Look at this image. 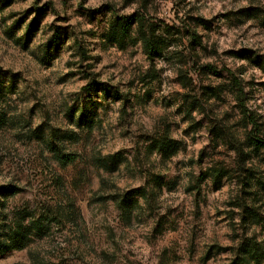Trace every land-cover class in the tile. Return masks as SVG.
<instances>
[{
    "label": "rangeland",
    "instance_id": "rangeland-1",
    "mask_svg": "<svg viewBox=\"0 0 264 264\" xmlns=\"http://www.w3.org/2000/svg\"><path fill=\"white\" fill-rule=\"evenodd\" d=\"M258 182L264 0H0V186L57 217L0 264H233L264 249Z\"/></svg>",
    "mask_w": 264,
    "mask_h": 264
},
{
    "label": "trees",
    "instance_id": "trees-1",
    "mask_svg": "<svg viewBox=\"0 0 264 264\" xmlns=\"http://www.w3.org/2000/svg\"><path fill=\"white\" fill-rule=\"evenodd\" d=\"M136 22L134 18L126 21H118L120 30L116 34L128 35L131 30L132 23ZM140 30L138 31L139 40L143 46L146 55L150 60L159 58L164 51V43L161 41L154 31H146L143 27L141 19H138ZM113 42H118L116 37H111ZM81 122H84L85 115L81 116ZM90 127L93 122H89ZM259 146V144H256ZM177 144L173 141H167L161 144V150L169 152L177 150ZM52 153L55 160L62 167L74 164L78 157L73 154H64L60 149L52 147ZM114 160V158H112ZM103 167L109 166L108 160H101ZM258 187L263 189L264 184L258 182ZM143 191H134L121 200V206L127 210L131 207L132 196L141 197ZM22 193V189L13 184L0 186V255H4L13 251H23L28 248L32 239L44 233L48 225L57 222L54 214L44 212L38 218L29 217L27 208L23 210H15L11 207V200ZM145 196V195H143ZM30 218V219H29ZM264 261V249L255 240L249 239L244 242L238 251V257L233 264H262Z\"/></svg>",
    "mask_w": 264,
    "mask_h": 264
}]
</instances>
